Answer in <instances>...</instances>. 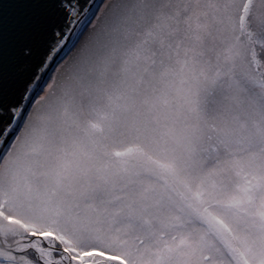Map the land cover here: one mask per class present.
Instances as JSON below:
<instances>
[{
	"label": "snow or ice",
	"instance_id": "snow-or-ice-1",
	"mask_svg": "<svg viewBox=\"0 0 264 264\" xmlns=\"http://www.w3.org/2000/svg\"><path fill=\"white\" fill-rule=\"evenodd\" d=\"M0 264H264V0H0Z\"/></svg>",
	"mask_w": 264,
	"mask_h": 264
}]
</instances>
